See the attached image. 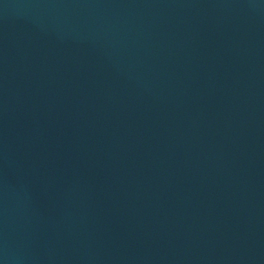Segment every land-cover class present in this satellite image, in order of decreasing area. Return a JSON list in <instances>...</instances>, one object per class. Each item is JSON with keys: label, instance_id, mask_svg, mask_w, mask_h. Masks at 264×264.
<instances>
[{"label": "water", "instance_id": "water-1", "mask_svg": "<svg viewBox=\"0 0 264 264\" xmlns=\"http://www.w3.org/2000/svg\"><path fill=\"white\" fill-rule=\"evenodd\" d=\"M0 264H230L113 114L1 10Z\"/></svg>", "mask_w": 264, "mask_h": 264}]
</instances>
